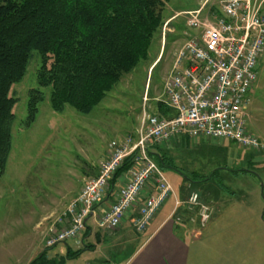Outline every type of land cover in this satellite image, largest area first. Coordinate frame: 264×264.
<instances>
[{
	"label": "rangeland",
	"instance_id": "rangeland-1",
	"mask_svg": "<svg viewBox=\"0 0 264 264\" xmlns=\"http://www.w3.org/2000/svg\"><path fill=\"white\" fill-rule=\"evenodd\" d=\"M222 1L168 3L165 21L153 39L149 58L125 75L87 114L68 105L61 112L52 109L51 88L41 86L37 78L40 55L33 52L25 77L11 89L17 103L12 150L6 171L0 177V264H21L35 251L41 253L46 248L45 238L52 220L47 218L49 211L59 202L68 203L77 191L80 193L84 182L95 176L101 161L109 156L112 142L134 134L140 127L144 110L148 114L160 112L158 106L165 100V82L172 74L178 52L196 33L187 24L189 15L181 11L203 7V13L207 14L218 10ZM31 89L41 90L44 97L36 121L28 126ZM248 124L251 133L264 140V55L259 80L250 94ZM200 140L192 139L189 147L178 146L175 139L160 146L178 167L163 169L174 193L180 194L182 187L188 199L192 192H197L202 202L212 208L223 203L264 208V150L246 149L225 140H203L207 141L204 143ZM237 169H248L251 173L232 171ZM200 176L209 179L198 181ZM174 196L168 199L162 212L174 206ZM197 213L196 210V217ZM258 232L260 239L264 238V227ZM136 237L138 241L123 243L116 251L113 242L106 241L98 251H86L65 264H98L99 261L106 264L105 259L109 258L101 250L110 253L109 264H120L143 239L144 232ZM67 242L72 249H78L73 241ZM261 248L264 253V246ZM62 251L67 252L64 243L51 248L47 255L60 257Z\"/></svg>",
	"mask_w": 264,
	"mask_h": 264
},
{
	"label": "built area",
	"instance_id": "built-area-1",
	"mask_svg": "<svg viewBox=\"0 0 264 264\" xmlns=\"http://www.w3.org/2000/svg\"><path fill=\"white\" fill-rule=\"evenodd\" d=\"M195 31L177 55L164 86V105L172 116L144 110L134 134L113 141L98 174L88 178L79 195L47 229L45 246L82 243L87 219L104 202L110 182L126 164L125 180L111 205L97 217L100 228L116 229L132 210L133 226L144 231L158 211L175 195L164 171L151 156L154 146L187 137L230 141L246 149L264 150V140L249 130L250 94L259 79L264 55V0H224L218 10L186 12ZM149 189L152 194L143 198ZM143 198V199H142ZM198 211L192 221L204 226L213 208L192 192L185 202ZM135 207H137L135 209Z\"/></svg>",
	"mask_w": 264,
	"mask_h": 264
},
{
	"label": "trees",
	"instance_id": "trees-1",
	"mask_svg": "<svg viewBox=\"0 0 264 264\" xmlns=\"http://www.w3.org/2000/svg\"><path fill=\"white\" fill-rule=\"evenodd\" d=\"M171 1L0 0V177L6 171L13 144L17 100L11 89L25 77L33 52L40 55L37 78L41 86L51 88L52 109L61 112L68 105L90 113L125 75L149 58ZM29 96L28 126L36 121L44 94L31 89ZM158 109L172 116L164 103L160 102ZM150 154L162 170L178 169L160 146L152 147ZM127 164L114 179L127 170ZM232 171L251 173L248 169ZM51 248L46 247L29 264H65L89 246L69 248L60 257H49Z\"/></svg>",
	"mask_w": 264,
	"mask_h": 264
},
{
	"label": "crops",
	"instance_id": "crops-1",
	"mask_svg": "<svg viewBox=\"0 0 264 264\" xmlns=\"http://www.w3.org/2000/svg\"><path fill=\"white\" fill-rule=\"evenodd\" d=\"M188 11L181 12L186 13ZM191 140L187 137H180L175 139V142L178 146L189 147ZM200 142L207 141L200 140ZM125 173L126 171L117 176L116 179L111 180L104 202L87 219V228L83 234L82 245L74 242L79 246L78 249L89 246V249L82 254L86 251H98L106 241L113 242L116 251L122 248L123 243L126 244L132 239L134 242L138 241L136 234L139 235L144 232L143 239L134 246L120 264H264L262 258L264 253L261 248L264 243L262 245L260 243L264 242V238L260 239L258 232L264 227V214L261 213L263 206L254 208V206L245 203H223L213 208L212 217L204 226H201L199 221H192L193 218H196L195 211L189 210L186 204L176 208V200L180 199H178L179 193H175L174 206L162 212L167 204L165 203L144 231H138L133 226L134 210L123 218L120 226L116 229L104 230L100 228L97 217L115 200L118 188L125 180ZM97 174L98 168L93 175ZM153 191L152 189L146 191L143 198L154 193ZM179 192L182 194H179L181 198L183 197L180 201L185 202L187 198L182 187ZM78 193L79 191L73 194L68 203L59 202L54 209L49 211L47 218L52 220L48 226L63 215L70 202L78 196ZM259 224L262 225L261 228L258 227ZM64 244L67 246V254L69 248L72 249V245H69L68 242ZM101 251L105 258H109V260L105 259L106 264H109L110 253ZM37 252L35 251L34 254L32 253L23 259L21 264H29L37 256ZM63 254L64 251L60 253L61 256L66 255ZM101 262L99 261L98 264H102Z\"/></svg>",
	"mask_w": 264,
	"mask_h": 264
}]
</instances>
